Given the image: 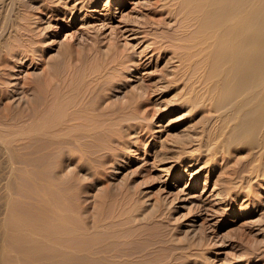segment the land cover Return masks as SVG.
<instances>
[{
	"label": "rangeland",
	"instance_id": "374dc122",
	"mask_svg": "<svg viewBox=\"0 0 264 264\" xmlns=\"http://www.w3.org/2000/svg\"><path fill=\"white\" fill-rule=\"evenodd\" d=\"M168 2L0 0V264H264V145Z\"/></svg>",
	"mask_w": 264,
	"mask_h": 264
},
{
	"label": "bare ground",
	"instance_id": "6f19581e",
	"mask_svg": "<svg viewBox=\"0 0 264 264\" xmlns=\"http://www.w3.org/2000/svg\"><path fill=\"white\" fill-rule=\"evenodd\" d=\"M172 2L173 12L179 16L181 28H187L188 31L184 32L188 44L186 46L195 51L189 56L181 55L179 58L187 62L190 60L201 62L204 74L196 76V81H203L207 85L209 98L214 99L218 95L227 98L223 99L225 100L223 105L209 102V106L216 109L228 107L224 119L238 120L242 127L250 125L256 135L253 140H260L264 145V0H172ZM167 6L164 3L159 7L164 9ZM169 11L170 9L167 10ZM179 31L183 34L181 29ZM171 37L176 38L174 35ZM169 40L166 41L168 45L172 44ZM166 42L161 45L162 49L168 46ZM154 49L156 46L151 47V51ZM146 93L148 94L147 90ZM7 250L10 249L7 247Z\"/></svg>",
	"mask_w": 264,
	"mask_h": 264
}]
</instances>
